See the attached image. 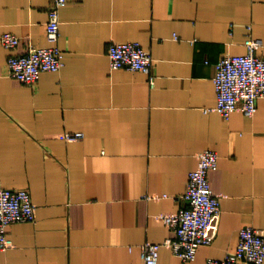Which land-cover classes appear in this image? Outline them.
I'll use <instances>...</instances> for the list:
<instances>
[{"label": "crops", "instance_id": "1", "mask_svg": "<svg viewBox=\"0 0 264 264\" xmlns=\"http://www.w3.org/2000/svg\"><path fill=\"white\" fill-rule=\"evenodd\" d=\"M49 3L0 0V39L18 35L16 53L51 45ZM60 24L65 64L35 85L9 74L0 40V187L29 188L37 212L9 225L0 264H143L145 242L174 237L159 216L185 204L205 149L220 156L210 172L223 195L217 235L191 262L162 247L159 264L224 258L243 227L264 228V96L252 117L205 110L217 62L245 52L249 26L264 55V0H72ZM114 40L151 52L154 84L110 68ZM68 131L84 136L67 141Z\"/></svg>", "mask_w": 264, "mask_h": 264}, {"label": "built area", "instance_id": "2", "mask_svg": "<svg viewBox=\"0 0 264 264\" xmlns=\"http://www.w3.org/2000/svg\"><path fill=\"white\" fill-rule=\"evenodd\" d=\"M72 0H50L46 36L51 42L48 46L31 43L24 53L14 52L20 45V38L11 31L1 37V43L10 50L7 68L9 74L22 83L35 85L44 71L59 72L65 64L64 50L58 44L60 34V11L62 6ZM263 42L253 36L252 26L248 27L243 54L228 53L216 64L214 77L217 99L207 112L216 110L228 120L235 111L254 116L258 111V99L264 96V55L259 54ZM111 69H129L150 75L151 84L155 83L152 73L154 57L139 41L121 42L114 40L108 49ZM84 136L82 131L66 132L67 141H76ZM198 165L189 173L185 204L176 212L160 214V218L170 227L174 237L169 236L162 242H145L141 246L143 264H159L162 247H169L180 259L191 262L196 260L200 246L210 245L219 228L222 212V194L211 187L210 172L219 165L218 152L205 149L197 153ZM152 197H160L153 195ZM36 204L31 192L26 188L0 187V251L11 246L9 225L12 222L35 221ZM205 264H264V228L252 224L243 227L239 242L224 258L209 257Z\"/></svg>", "mask_w": 264, "mask_h": 264}]
</instances>
